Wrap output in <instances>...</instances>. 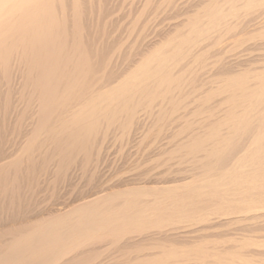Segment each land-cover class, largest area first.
<instances>
[{
	"label": "bare ground",
	"instance_id": "1",
	"mask_svg": "<svg viewBox=\"0 0 264 264\" xmlns=\"http://www.w3.org/2000/svg\"><path fill=\"white\" fill-rule=\"evenodd\" d=\"M110 1L0 0V264H264V0Z\"/></svg>",
	"mask_w": 264,
	"mask_h": 264
},
{
	"label": "rangeland",
	"instance_id": "2",
	"mask_svg": "<svg viewBox=\"0 0 264 264\" xmlns=\"http://www.w3.org/2000/svg\"><path fill=\"white\" fill-rule=\"evenodd\" d=\"M115 1H117V0H115ZM115 1L113 0L112 3H111V1H110L109 4H110V5H111V4H114ZM119 1H124L125 3L123 2V4H121L122 2L120 3V2L117 1L116 4H115V6L112 5L113 7H112V9H111V11L113 10V12L115 13L114 15H116V16H115V19L118 17L116 20H118L119 22L116 23V26H118V25H121V26H122L124 23H128V20H129V19L126 17V16H128V14H127V13H128V9H127L128 7H127V6H130V3L128 2L129 0H127L128 3L126 2V0H119ZM113 2H114V3H113ZM136 2H140V1H136ZM117 3H118V4H117ZM126 4H127V6H125ZM137 4H138V3H135V5H137ZM139 4H141V3H139ZM139 4H138V5H139ZM118 5H119V6H118ZM122 5H124L125 7H123ZM116 6H117V8H116ZM114 7H115L116 9H115ZM118 7H120V11H118V10H119ZM126 7H127V8H126ZM122 9H123L124 11H123ZM115 10L118 11V14H119V15L115 12ZM111 11H110V14H111V15L108 14V17H109V16H111V17L114 16V15H112L113 12H111ZM126 11H127V12H126ZM119 12H121V13H119ZM122 12H123V14H122ZM121 14L124 15L123 17H125V20H124V18L121 16ZM120 16H121V17H120ZM113 18H114V17H113ZM119 18H120V19H119ZM121 18H122L123 20H122ZM126 18H127V19H126ZM161 18H162V19H161L160 21H161V22H164V21H163L164 16H162ZM126 20H127V22H126ZM164 20H165V19H164ZM166 20H168V19H166ZM166 20H165V21H166ZM171 20H172V19H171ZM171 20H170V21H171ZM173 20H174V19H173ZM173 20H172V21H173ZM120 21H121V22H120ZM124 21H125V22H124ZM168 21H169V20H168ZM121 23H123V24H121ZM165 23H166V22H165ZM162 24H164V23H162ZM124 25H125V24H124ZM12 120H13V121H12ZM12 120H11L10 124H11L12 122H14V118H13ZM8 124H9V122H8ZM8 124H7V127H8L7 138L10 137V138L14 139V138L16 137L15 134H18V133H16V132L13 131V126H12L13 123H12L11 125L9 124V126H12V129L8 126ZM9 128H10V131H13V133H12L11 135H10L11 132L9 131ZM17 132H18V131H17ZM8 133H9V135H8ZM19 135H22V134H18L17 137H18ZM169 135H170V134H169ZM170 138H172V137H170ZM16 139H17V138H15L14 140L17 141ZM19 139L21 140V136H19L18 140H19ZM111 140H112V139H111ZM111 142H113V141H111ZM127 146H128V145H127ZM131 146H132V147H131ZM133 146H134V149H133ZM118 147H119L118 144H117V145H111V144H110V146H108V148L106 149V152H107V154H108L109 159H113L114 157H115V158H119V156H121V152H120V149H119ZM130 147H131V148H130ZM135 147H136V148H135ZM126 148H127V147H126ZM136 149H137V145L135 146V145H133V144H129V147H128L129 152L125 150V153H124V154H126V155H124V158H126V159H122V161H123L124 163L121 162V161H119V160H117V162H119V163L117 164V166H119V167H118V168L115 167V170H117V171H118V170H121V169H122V165H123V164L125 165L126 163H127V165H128V164L130 165V166H129V165H128V166L125 165L126 167H131V166H133V165H131V164H134V163L136 164V162L138 163V161L136 160L137 158L135 159L136 154L134 155L135 157L133 156V153H135ZM134 150H135V151H134ZM127 153H128L129 156L127 155ZM130 153H131V154H130ZM116 156H117V157H116ZM130 156H131V157H130ZM122 157H123V156H122ZM132 157H133V158H132ZM119 159H120V158H119ZM125 160H127V161L130 160L131 162L129 161V162H126V163H125ZM138 160H139V158H138ZM133 161H134V163H132ZM120 162H121V163H120ZM130 163H131V164H130ZM120 164H121V165H120ZM135 164H134V165H135ZM123 167H124V166H123ZM107 168H110V167H105V169H107ZM115 170H114V171H115ZM78 177H79V175H78ZM78 177H77V178H78ZM80 178H81V179H76V177H75V178L71 179V181H69V183L67 182V184H69V185L67 186V188H71V187H74L75 185H77V184H78L77 181L80 183L79 185H80L81 187H85V184H86V177H84L85 179L82 178V177H80ZM74 179H75L76 181H75ZM70 183H72V184H70ZM70 186H71V187H70ZM111 256H112V255H111ZM111 256H110V257H111ZM113 256H115V255L113 254Z\"/></svg>",
	"mask_w": 264,
	"mask_h": 264
}]
</instances>
